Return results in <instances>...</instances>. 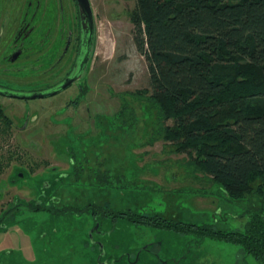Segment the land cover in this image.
<instances>
[{"label":"rangeland","instance_id":"rangeland-1","mask_svg":"<svg viewBox=\"0 0 264 264\" xmlns=\"http://www.w3.org/2000/svg\"><path fill=\"white\" fill-rule=\"evenodd\" d=\"M91 2L97 41L88 80L80 81L85 94L73 86L28 103L15 101L5 111L14 125L10 130L4 116L0 216L15 200L40 199L44 210L0 217V264H259L239 245L110 214H159L243 231L254 202L228 200L220 184L158 132V108L143 93L150 85L132 21L137 0ZM55 7L44 70L25 54L9 59L7 38L0 45L1 81L44 84L47 93L68 72L74 52H61L68 40L73 43L77 10L74 0H44V27ZM23 48L25 53L27 44ZM96 207L100 212L94 213ZM92 231L98 247L89 242Z\"/></svg>","mask_w":264,"mask_h":264},{"label":"trees","instance_id":"trees-1","mask_svg":"<svg viewBox=\"0 0 264 264\" xmlns=\"http://www.w3.org/2000/svg\"><path fill=\"white\" fill-rule=\"evenodd\" d=\"M132 21L149 72L143 93L162 120L158 132L228 200L252 201L254 209L243 231L159 214H110L224 240L264 264V0H137Z\"/></svg>","mask_w":264,"mask_h":264},{"label":"flooded vegetation","instance_id":"flooded-vegetation-1","mask_svg":"<svg viewBox=\"0 0 264 264\" xmlns=\"http://www.w3.org/2000/svg\"><path fill=\"white\" fill-rule=\"evenodd\" d=\"M75 1L76 6V35L73 38L72 41H69L66 43L65 47H63L61 54L68 53L69 50H73L74 57L72 61V65L68 72L56 83L49 85L50 88L57 85L58 83L63 82L66 78L71 77L77 78L79 77V74L77 72L73 73V69L76 65V62L79 58H81V55L84 54L85 50L83 49V36H84V30L82 28L81 23V15L79 12V7L77 4V1ZM91 1V0H90ZM92 5V2H91ZM93 8V6H92ZM56 9L52 12H50L51 19L53 20L52 23H47V25L44 27V0H0V45H3L7 38L9 41L7 42L9 46H11V50L9 53L8 58L11 60L18 59L20 56L25 54L27 57H33L35 61L41 62V66L44 70V57L47 55V52L49 50H46L44 52V45L49 44V34L50 29H54L55 21H56ZM49 10V9H48ZM51 10V9H50ZM60 11V10H59ZM94 13V11H93ZM61 14V13H60ZM62 16H60L61 20ZM94 24H95V44H94V52L90 64V68L88 71V74L85 78V82L88 80L92 61L94 59L95 55V48H96V41H97V29H96V21H95V15H94ZM19 41V42H18ZM27 48L26 52L24 53V48ZM53 46L51 47L52 50ZM50 51V50H49ZM53 51V50H52ZM55 52V49L54 51ZM10 76V74H8ZM75 78V79H76ZM77 87L82 95L86 92V86L84 84H80V80H76L73 82L70 86L65 88L64 90L70 88V87ZM44 93V84H31L28 86H17L14 84H10L4 81L0 80V99H3L6 101V104H2L0 102V137H1V123L3 120H6L5 117H8V115L5 113V111H9L11 103H15V101H21L26 102L30 100H36L43 97H39V94ZM36 95V98H29L31 95ZM14 101V102H13ZM14 105V104H13ZM12 105V106H13ZM17 105V104H16ZM29 109V108H28ZM13 112H15V109H11ZM11 112V111H10ZM1 113L3 114V118H1ZM8 127L11 128V125H14L11 123V119L7 118ZM25 121V120H24ZM12 130V128L10 129ZM9 135V134H8ZM20 173V172H19ZM17 173V176L20 177V175H24L23 173L19 174ZM15 183V179H11L10 184ZM20 204V205H19ZM33 204L40 205L42 208L39 210L34 211H43L44 210V202L42 200H27L26 202L21 200H15L11 203H9V211L5 212L7 214H3L0 217L4 216V218L8 216H12L16 212H20L22 210L26 211H33ZM11 212V213H10ZM1 223V219H0ZM1 226V224H0ZM6 230V228L4 227ZM96 231V229H95ZM97 232V231H96ZM94 231L91 232L89 235V242H93L98 247L100 244V241L94 240ZM152 245V247H150ZM155 245V244H154ZM153 244L148 243L147 247L145 248L148 252L153 251ZM143 248V250H145ZM99 254L102 253L103 250H98ZM101 262V260H100ZM117 262V260L115 261Z\"/></svg>","mask_w":264,"mask_h":264},{"label":"water","instance_id":"water-1","mask_svg":"<svg viewBox=\"0 0 264 264\" xmlns=\"http://www.w3.org/2000/svg\"><path fill=\"white\" fill-rule=\"evenodd\" d=\"M78 7H79V12L81 15V23H82V28L84 30V36H83V49L85 50L84 54L81 55V58H79L76 62V65L73 69V73L77 72L79 74V77L72 78L71 75L70 77L66 78L63 82L58 83L57 85L51 87L50 89L52 91L47 92V93H42L39 94V97H45V96H50L57 94L61 91H63L65 88L70 86L73 82L76 80H85L93 52H94V44H95V24H94V13H93V8L91 5L90 0H76ZM29 98H36V95H32Z\"/></svg>","mask_w":264,"mask_h":264},{"label":"crops","instance_id":"crops-1","mask_svg":"<svg viewBox=\"0 0 264 264\" xmlns=\"http://www.w3.org/2000/svg\"><path fill=\"white\" fill-rule=\"evenodd\" d=\"M95 245V244H94Z\"/></svg>","mask_w":264,"mask_h":264}]
</instances>
